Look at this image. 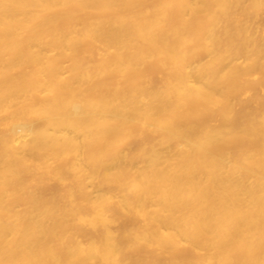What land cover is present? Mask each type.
<instances>
[{
  "label": "bare ground",
  "instance_id": "6f19581e",
  "mask_svg": "<svg viewBox=\"0 0 264 264\" xmlns=\"http://www.w3.org/2000/svg\"><path fill=\"white\" fill-rule=\"evenodd\" d=\"M0 264H264V0H0Z\"/></svg>",
  "mask_w": 264,
  "mask_h": 264
}]
</instances>
